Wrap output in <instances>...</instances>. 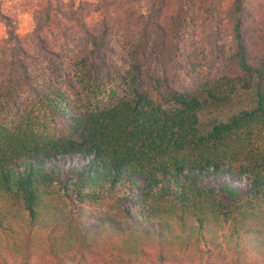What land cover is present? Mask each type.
Masks as SVG:
<instances>
[{
  "label": "trees",
  "instance_id": "1",
  "mask_svg": "<svg viewBox=\"0 0 264 264\" xmlns=\"http://www.w3.org/2000/svg\"><path fill=\"white\" fill-rule=\"evenodd\" d=\"M31 18L17 33L0 12V264H31L51 190L53 257L264 264V0H39ZM207 56L229 74L171 85Z\"/></svg>",
  "mask_w": 264,
  "mask_h": 264
},
{
  "label": "rangeland",
  "instance_id": "2",
  "mask_svg": "<svg viewBox=\"0 0 264 264\" xmlns=\"http://www.w3.org/2000/svg\"><path fill=\"white\" fill-rule=\"evenodd\" d=\"M39 0H0V12L10 15L14 18L15 21V31L17 33H24L28 31L32 26L31 10L34 5ZM0 37L4 35L5 26L0 21ZM197 33L199 30H196ZM207 31L202 32L201 36H206ZM200 36V32L198 34ZM205 43V41H204ZM203 43V44H204ZM206 50H210L211 46L204 44ZM209 55V53H207ZM207 56V59L203 62V68L201 75L191 78L189 75L184 73L183 69H180L177 65H173L168 74L172 76L171 85L175 88H189L194 87L198 89H203L209 85L210 81L215 79L218 75L229 74V72L218 63ZM215 65L214 67L212 65ZM246 106V97H244L243 92L237 91L232 94V99L229 102V105L225 109L226 113H231L239 108ZM241 180V179H240ZM242 182V180H241ZM106 205L105 202L102 203H93L92 207H88L87 212L92 213V215H99ZM57 209L66 210L64 207L63 197L54 190L49 191L48 193L41 194L38 197L37 202V213H38V225L34 230V245L37 250L36 255L32 257L31 264H52L53 255L49 251V243L46 240L48 225L52 220V214L57 211ZM86 210V209H85ZM12 215L17 216L21 221H25L26 214L18 208H13L11 210ZM15 225H18L17 222H14ZM96 250V259H93V262L96 261L100 263L102 259L107 256V241L105 237L102 236L97 240L95 244ZM56 260L59 261V264H75L73 260H69L64 257H58ZM208 264H217L210 262Z\"/></svg>",
  "mask_w": 264,
  "mask_h": 264
},
{
  "label": "clouds",
  "instance_id": "3",
  "mask_svg": "<svg viewBox=\"0 0 264 264\" xmlns=\"http://www.w3.org/2000/svg\"><path fill=\"white\" fill-rule=\"evenodd\" d=\"M0 30H2V26H0Z\"/></svg>",
  "mask_w": 264,
  "mask_h": 264
}]
</instances>
